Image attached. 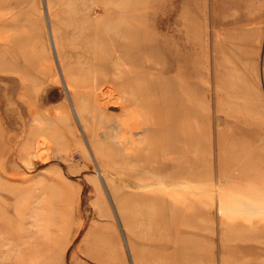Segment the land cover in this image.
I'll use <instances>...</instances> for the list:
<instances>
[{"label": "rangeland", "instance_id": "obj_1", "mask_svg": "<svg viewBox=\"0 0 264 264\" xmlns=\"http://www.w3.org/2000/svg\"><path fill=\"white\" fill-rule=\"evenodd\" d=\"M3 1L0 264H264V0ZM125 26L138 83L192 93L175 160L146 149L148 105L119 141Z\"/></svg>", "mask_w": 264, "mask_h": 264}, {"label": "bare ground", "instance_id": "obj_2", "mask_svg": "<svg viewBox=\"0 0 264 264\" xmlns=\"http://www.w3.org/2000/svg\"><path fill=\"white\" fill-rule=\"evenodd\" d=\"M3 2L4 1L1 0L0 5ZM142 12H143V10H142ZM114 31L117 34L114 33L113 35H111V39H110L111 46L109 45V50H110V52L112 50L113 51H119L122 54L123 58H120V60L117 62V64H120L122 67H121L119 76L117 78H110L107 81L111 85V88L113 91L117 90L123 96V99L121 102L117 101L112 105V107L115 108L116 110H118V112L122 111L124 113V115H126L125 120L124 119H123L124 121L122 120L123 122L121 124V128H122L121 131L123 132V134H122L121 140H119V141L121 143H123L124 146H126L127 148H130V149L136 148V146L138 147L136 140L133 139L132 136H130V139H129V136L127 137L126 133H128V132L131 133L132 131H134V129L140 128L139 123L141 122V120H140L141 116L137 113L138 108H133V107H135L136 104L139 105V106H137L139 108H140V105H141V108H142V106L148 105L149 108L151 107L150 109L152 110V112H150V113L154 114V118H152V116H150L153 120L150 118L151 121H148L147 120V119H149L148 115L146 117H145V115L143 116V117H145L144 119H146L147 122L143 119L142 121L144 123H142V125H144L146 123L147 130L150 132L153 131L152 138H149V140L145 139L146 140V142H145L146 149L148 148V151H149V149L152 147V149L154 148L153 151H156L158 154L160 153L162 155V157H167V156L173 155V160H175V156H174L175 153L181 152L183 150V148L191 149L192 147H194V137H193L194 135L192 133L189 134V132L186 130V132L182 131L181 134L179 133V135L178 134L175 135L174 133H172L170 125H169V122L180 120V123H182V122L185 123L186 119H188L189 121L191 119H193L194 115H193L192 93L187 86H185L182 83H179L177 81L172 82L170 84V86L165 85L163 87H161L159 81H156L155 83H151V84L138 83L137 79H135V78L141 75V72L145 70V66L147 69V65H145L144 67L139 69V67L142 66L143 63H141L139 58H137V57L135 58L133 56L132 52L134 51V49H132L130 47L131 44L127 43V42H123L121 40V38L125 39V40L126 39H130V40L134 39V40L139 41L140 44H142V45H143V40L140 39V34H137L136 31H133L131 28H127L126 26L123 28L120 27V29L119 28L114 29ZM134 33H135V35H134ZM134 42H136V41H134ZM109 58L110 57L103 58V57H98V56L95 58V63H97L101 67L100 69L94 68V69H96V73L99 71H105L106 72V68L108 67V63H109ZM112 60H113V58H112ZM126 65H129L131 67L135 66V68H127ZM98 79L99 80H97L96 83L102 82L100 78H98ZM106 89H107V86L103 90L101 89L102 91L100 90V93L104 92L103 96H105V94H108V96H111L113 91L108 90L109 91L108 92ZM104 90H106V91H104ZM97 96H98V93H97ZM101 104H103V103H101ZM128 104H131V105L135 104L132 107L133 108L132 110H130L127 107ZM105 106H106V104H105ZM122 107L124 109H122ZM103 108H105V107H103ZM163 112L165 113L163 115V117H159V114L163 113ZM140 113H142V111ZM171 133L173 135H171L169 137V135ZM159 136L162 137V140L160 141V143H159V138H160ZM167 137H169V138H167ZM42 142L45 143L44 141H42ZM45 144H47V143H45ZM149 153H151V152H149ZM158 161H159V159L157 160V162ZM18 165H19V163H18ZM157 166H158L157 168H159V163L157 164ZM188 176H191V175H188ZM154 193H155V191H154ZM151 194H152V192H151ZM156 204L157 203H155L154 205H156ZM152 206H151V209H153ZM157 213L159 214V210ZM1 227H2V225L0 224V228Z\"/></svg>", "mask_w": 264, "mask_h": 264}]
</instances>
